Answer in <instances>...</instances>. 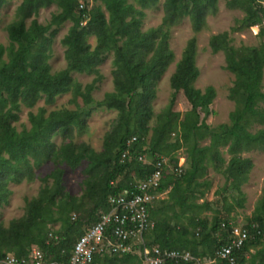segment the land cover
<instances>
[{
    "label": "trees",
    "instance_id": "1",
    "mask_svg": "<svg viewBox=\"0 0 264 264\" xmlns=\"http://www.w3.org/2000/svg\"><path fill=\"white\" fill-rule=\"evenodd\" d=\"M91 1H101L108 16L101 4L89 7ZM6 2L0 0V8ZM159 2L22 0L17 7L15 19L6 26L10 43H0V206L10 201L11 182L34 180L35 169L47 161L57 167L43 178L45 185L38 195L27 199L23 216L13 218L8 226L0 220V264L8 253L29 257L34 247L43 250L49 260L69 261L78 238L111 210L109 196L148 178L161 157H168L173 169L178 168L177 151L182 148L187 156L180 167L182 171H170L158 190H168L167 198H158L149 206L155 225L147 234L146 245L188 250L197 258L215 259L212 264H231L217 257V251L229 243L233 228L230 218L217 217L211 223L201 215L211 209L212 203L198 200L211 187L204 178L210 166L226 175L225 193L239 191L243 196L241 186L248 181L254 163L241 154L264 152V45L236 47L227 32L211 37L212 51L226 53V68L235 76L229 98L236 104L230 123L214 127L206 119L213 113L211 104L216 89L208 86L202 91L195 86L200 69L195 60L197 39L191 38L171 76V99L155 115L154 125H150L157 83L174 60L169 44L171 28L188 16L194 30L200 31L206 16L217 11V0H164L161 25L143 31L145 8L156 7ZM227 3L246 12L245 27L262 23L264 0ZM52 4L59 11L52 14L48 24H41L34 16ZM68 20L73 25L62 39L67 67L53 73L49 63L52 39L58 27ZM259 34H264V26ZM90 35L97 39L95 47L88 42ZM109 53L114 55L115 90L91 107L87 102L102 79L97 66ZM73 72L95 73L96 77L83 88L73 78ZM68 92L75 98L82 97L84 105L76 110H53L49 115L42 107L37 113L29 112L30 127L19 130L15 125L23 106L33 108L42 98L46 104H53L57 96ZM180 92L191 104L184 113L175 110ZM99 107L118 111L113 128L104 136L101 151L74 140L75 130L84 128L86 118ZM254 124L262 127L252 132L250 126ZM57 134L63 135L59 146L52 141ZM208 139L209 143H202ZM222 147H227L232 156L228 162ZM140 155L149 161L139 160ZM84 160L89 161L85 169L88 176L83 193L75 196L66 190L65 169L61 165L76 169ZM237 203L243 205L242 201ZM228 208L231 211L232 204ZM55 224H60L58 229L53 228ZM245 227L249 238L234 251V264H264V188ZM93 264H143V256L135 252L97 254ZM166 264H173V260Z\"/></svg>",
    "mask_w": 264,
    "mask_h": 264
},
{
    "label": "rangeland",
    "instance_id": "2",
    "mask_svg": "<svg viewBox=\"0 0 264 264\" xmlns=\"http://www.w3.org/2000/svg\"><path fill=\"white\" fill-rule=\"evenodd\" d=\"M163 1L164 0H160L156 7L145 8L146 16L142 24L143 31L161 25L164 16ZM21 2L22 0H7L5 5L0 8V43L6 46L10 43L6 26L15 19L17 7ZM129 2L135 3V0H129ZM227 2L228 0H217L216 13H210L206 16V21L200 31L194 30L192 21L188 16L171 28L169 44L174 52V60L170 63L157 83L156 97L152 101L154 117L149 122L150 125H154L155 115L161 112L171 99L173 93L170 82L171 76L175 71L176 63L181 59L188 41L193 37L197 39L195 60L200 69V76L196 80L195 86L202 91H205L208 86H214L216 89V97L211 104L213 113L207 117L206 121L214 127L222 123H230V114L235 109L236 104L229 98V90L233 86L235 76L226 68V53L222 50L214 53L210 46V39L213 35L227 32L229 34L228 39H230L231 43L236 47L242 45H264V34H259L260 29L264 26V19L259 25L245 27L244 17L246 16V12L240 8L229 7ZM100 4L106 16H108V11L101 1H91L89 7ZM58 11V6L52 4L48 7L41 8L39 13L34 17H36L41 24H48L51 21L52 14ZM30 21L31 19H28L27 23L29 24ZM85 24L86 21L83 22V25ZM72 25L73 22L71 20L66 21L58 27L57 32L53 36L50 50L51 57L49 60L53 73L67 67L65 46L62 43V39L69 32ZM48 35L50 36L51 33L49 32ZM88 42L95 47L97 39L95 36L90 35L88 36ZM113 58V53H109L97 66V69L102 75V79L92 91L91 101L89 100L90 102H87L92 104L90 105L91 107L94 102L102 100L106 93L115 90ZM72 76L76 81L82 84L84 88L94 81L96 74L73 72ZM84 103L85 101L82 97L75 98L72 92L57 96L53 104H46L44 98H42L33 108L23 106L19 111V119L15 122V125L19 130H21L23 126L30 127L29 112L37 113L42 107L46 108V115H49L53 110H76L79 106H83ZM190 108L191 104L187 100L185 94L180 92L177 97L175 110L184 113ZM202 117H204V113H202ZM117 118L118 111L115 109L106 107L93 109L91 115L86 118L85 127L75 130L74 140L77 143H88L97 151H101L103 148L104 136L107 131L113 128ZM261 127V125L254 124L250 126V130L256 132ZM150 134L149 132L148 136H150ZM52 141L59 146L63 142V135H55ZM209 141L208 139L202 143L207 144ZM221 150L228 162L232 156L227 152V147H222ZM177 156L179 157V163L185 164L187 158L185 148L177 151ZM241 156L243 158H250L254 163L248 175V181L241 186V190L244 194L243 196L239 195V191L233 192L230 190L225 193L223 187L226 183V175L212 166L208 168L207 175L204 178H207L211 182V187L207 190L204 198L198 201L202 203L207 200L212 203L211 209L205 210L201 215L202 217H207L211 223H213L217 217H229L232 227L245 226L248 222V218H251L254 213L258 199L262 196L264 188V152L262 150H252L242 153ZM88 164L89 161L84 160L76 169L70 168L67 164L61 165L65 169L64 180L66 190L72 195L81 196L83 193L84 180L88 176L85 173V169ZM56 167L57 165L53 161H47L41 167L35 169L36 177L34 180H24L19 184L11 182L9 184L10 189L13 191L10 201L8 204L0 206V220H2L6 226H8L13 218H19L25 214L27 199H31L38 195L40 188L45 185L43 178L50 174ZM168 168L170 169L169 172L172 170L174 171L172 165ZM49 182H52V180ZM167 193L168 190L161 193L159 199L167 198ZM234 198L242 201L243 205L239 206L237 200L235 201ZM157 204H160V202ZM228 204H232L231 211H229ZM78 214L84 216L83 213ZM59 226L60 224H55L53 228L58 229ZM252 251H254V249Z\"/></svg>",
    "mask_w": 264,
    "mask_h": 264
},
{
    "label": "built area",
    "instance_id": "3",
    "mask_svg": "<svg viewBox=\"0 0 264 264\" xmlns=\"http://www.w3.org/2000/svg\"><path fill=\"white\" fill-rule=\"evenodd\" d=\"M81 8L84 3H81ZM135 139V138H134ZM126 153L123 154L126 157ZM139 160L149 161L145 155ZM179 163L174 172H181ZM171 167L167 157H161L155 162L156 170L146 179L135 182L130 188L109 196L111 210L103 213L100 220L90 226L81 235L67 262L49 260L39 247H34L29 257H18L8 253L1 261L2 264H93L97 254L140 253L143 264H212L215 259H200L188 250L163 249L148 247L147 234L154 228L155 222L151 217L149 206L160 197L159 188L162 180ZM73 218H76L74 215ZM249 238V230L245 226L233 227L227 245L217 251V257L235 263L234 251L240 249Z\"/></svg>",
    "mask_w": 264,
    "mask_h": 264
}]
</instances>
